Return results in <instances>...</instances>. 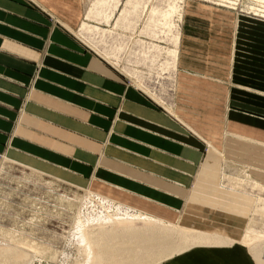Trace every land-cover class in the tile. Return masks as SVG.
Returning <instances> with one entry per match:
<instances>
[{
    "label": "crops",
    "instance_id": "0c3cea01",
    "mask_svg": "<svg viewBox=\"0 0 264 264\" xmlns=\"http://www.w3.org/2000/svg\"><path fill=\"white\" fill-rule=\"evenodd\" d=\"M234 13L240 21L187 6L179 97L175 69L157 102L122 80L118 62L72 38L88 25L80 0H0V159L93 185L123 208L239 239L254 198L236 190L255 192V201L257 190L224 176L247 174L264 187V21ZM158 264L253 263L235 245L192 247Z\"/></svg>",
    "mask_w": 264,
    "mask_h": 264
},
{
    "label": "rangeland",
    "instance_id": "374dc122",
    "mask_svg": "<svg viewBox=\"0 0 264 264\" xmlns=\"http://www.w3.org/2000/svg\"><path fill=\"white\" fill-rule=\"evenodd\" d=\"M80 2L82 21L88 25L87 28H84V25L83 34L74 33L77 39L74 36L72 38L79 42L78 39L82 37L83 42L86 41L96 48L104 59L93 49L79 42L83 48L96 54L97 58L118 62V68L122 72L112 66L111 68L122 80L125 83L129 80L135 88L145 92L157 102L163 99L162 91L165 89L161 90V88H165L164 80L171 78L173 73L170 71L176 69L178 41L188 5L197 4L225 10L232 13L238 21L241 20L234 12L200 1L186 0L182 6L177 4L176 0H80ZM235 2L237 1L234 0ZM242 4V11L258 15L255 18L264 21V0H261L259 8L254 10L250 9V6L258 4L257 0H242ZM235 12L239 13L237 10ZM158 40L166 41V46L163 45L161 48L157 42H154ZM176 74L177 69L173 100H178L179 97ZM168 83L169 85H165L167 88L172 85V82ZM168 91L166 89V94ZM144 96L164 110L148 96ZM238 174L241 173L238 171ZM224 178L232 182L231 179L234 177L224 176ZM222 180L223 178L220 180V186L228 188V181L223 180L225 185L222 184ZM62 181L2 157L0 159V243L14 244L31 250L35 256L34 264H76V261L81 259L78 252L81 249L78 234L82 226L100 224L104 219H112L106 223L107 226L116 225L112 210H109L105 203H100L98 194L94 193H99L100 189L93 185H88L85 189L78 188ZM236 191L254 198L247 219L251 218L256 204L255 192ZM256 195L264 198V192L257 191ZM254 222L255 225L251 228L247 224L246 227L244 226L245 232L242 231L240 238L237 239L242 241L243 238V242L236 246L246 251L253 264H259V259L264 262V240H262L264 232H260L264 231V218L255 217ZM178 224L187 225L179 221ZM136 227L140 226L136 225ZM126 231L125 229L123 233ZM205 232L213 234L206 230ZM245 233L257 238L244 239ZM187 249L188 246L177 245L175 249L159 257L154 264Z\"/></svg>",
    "mask_w": 264,
    "mask_h": 264
},
{
    "label": "bare ground",
    "instance_id": "6f19581e",
    "mask_svg": "<svg viewBox=\"0 0 264 264\" xmlns=\"http://www.w3.org/2000/svg\"><path fill=\"white\" fill-rule=\"evenodd\" d=\"M176 1L181 6L182 3H186V0ZM231 181L239 187L251 186V189L259 193L264 192V187L247 174L242 179L237 177L232 178ZM97 198L101 200L100 203H105L108 209L112 210L116 225L107 226L106 223L112 219H104L100 224L79 227L78 238L81 249L78 252L81 259L76 261V264H154L159 257L175 249L177 245L189 248H230L243 242V238L239 241L221 233L209 234L194 226L169 222L137 210L123 208L100 196ZM255 217L264 218V198L259 195L256 197V204L247 223L249 228L255 225ZM136 225L140 227L137 228ZM125 229L127 231L123 233ZM254 238L257 237L245 233L244 239ZM34 259L31 250L14 244L0 243V264H34ZM258 262L264 264L261 259Z\"/></svg>",
    "mask_w": 264,
    "mask_h": 264
},
{
    "label": "built area",
    "instance_id": "2783aa9c",
    "mask_svg": "<svg viewBox=\"0 0 264 264\" xmlns=\"http://www.w3.org/2000/svg\"><path fill=\"white\" fill-rule=\"evenodd\" d=\"M187 1H200L201 3L208 4L210 6L223 8L226 10H229L231 12H235L236 10L240 13H247V15L254 16V14L245 12L244 10H241V7L243 6L242 0H236L237 2L234 3V0H187ZM230 4H234L233 6H230Z\"/></svg>",
    "mask_w": 264,
    "mask_h": 264
}]
</instances>
